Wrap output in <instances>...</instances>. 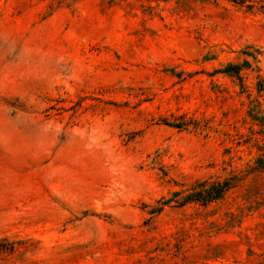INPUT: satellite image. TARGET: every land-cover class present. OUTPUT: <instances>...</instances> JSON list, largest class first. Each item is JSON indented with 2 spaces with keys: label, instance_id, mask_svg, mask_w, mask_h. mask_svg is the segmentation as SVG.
<instances>
[{
  "label": "rangeland",
  "instance_id": "rangeland-1",
  "mask_svg": "<svg viewBox=\"0 0 264 264\" xmlns=\"http://www.w3.org/2000/svg\"><path fill=\"white\" fill-rule=\"evenodd\" d=\"M0 264H264V0H0Z\"/></svg>",
  "mask_w": 264,
  "mask_h": 264
},
{
  "label": "trees",
  "instance_id": "trees-1",
  "mask_svg": "<svg viewBox=\"0 0 264 264\" xmlns=\"http://www.w3.org/2000/svg\"><path fill=\"white\" fill-rule=\"evenodd\" d=\"M235 66H233V68H234ZM237 67V66H236ZM225 71H230V69L227 67V68H225ZM231 71H233V72H236L235 70H231ZM216 186H212L211 188H212V192H211V194H208V198H206V199H204V200H211V199H217V198H219L220 196H221V194H222V192H223V190H224V188H222V187H224V186H220L219 188H215ZM213 189H214V191H213ZM196 195H200V192L199 191H196V192H194V193H191L189 196H187V198L188 199H195V200H199L198 198H196Z\"/></svg>",
  "mask_w": 264,
  "mask_h": 264
}]
</instances>
